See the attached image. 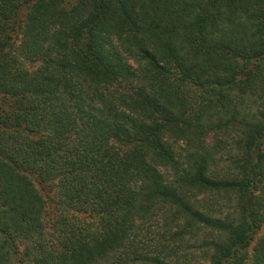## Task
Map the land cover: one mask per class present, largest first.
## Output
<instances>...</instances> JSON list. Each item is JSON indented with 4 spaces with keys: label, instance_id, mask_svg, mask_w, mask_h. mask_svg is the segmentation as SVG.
I'll use <instances>...</instances> for the list:
<instances>
[{
    "label": "trees",
    "instance_id": "trees-1",
    "mask_svg": "<svg viewBox=\"0 0 264 264\" xmlns=\"http://www.w3.org/2000/svg\"><path fill=\"white\" fill-rule=\"evenodd\" d=\"M263 226L264 0H0V264H264Z\"/></svg>",
    "mask_w": 264,
    "mask_h": 264
},
{
    "label": "rangeland",
    "instance_id": "rangeland-1",
    "mask_svg": "<svg viewBox=\"0 0 264 264\" xmlns=\"http://www.w3.org/2000/svg\"><path fill=\"white\" fill-rule=\"evenodd\" d=\"M27 9H23L20 13V19L18 23V29L14 33V47L15 50H18L19 42L21 40V27L23 24V16L27 13ZM23 65L28 67L26 62H23ZM212 142V138L208 139V142ZM226 157V156H225ZM221 165V164H220ZM34 184L40 190V194L43 198L44 203V211H43V219L45 220V228L49 229L51 227L52 222H54L62 212L71 213V206L67 207L65 201L60 198L58 194V187L56 180H34ZM66 205V206H65ZM67 207V208H66ZM48 231V230H47ZM264 231V226L257 233V237L262 234ZM52 232V231H51ZM14 235V234H13ZM51 236H54V233H50ZM25 245L27 242L22 239V237L17 236L15 243L10 245V247H5V251L9 253V263L10 264H32L30 259L25 255ZM252 247L248 249V264L252 262ZM246 262V263H247Z\"/></svg>",
    "mask_w": 264,
    "mask_h": 264
}]
</instances>
